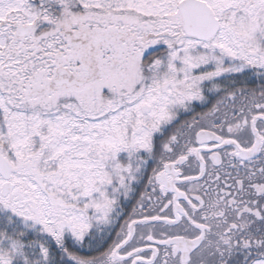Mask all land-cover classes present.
I'll list each match as a JSON object with an SVG mask.
<instances>
[{
  "label": "snow or ice",
  "instance_id": "6c2138e0",
  "mask_svg": "<svg viewBox=\"0 0 264 264\" xmlns=\"http://www.w3.org/2000/svg\"><path fill=\"white\" fill-rule=\"evenodd\" d=\"M0 264H264V0H0Z\"/></svg>",
  "mask_w": 264,
  "mask_h": 264
}]
</instances>
